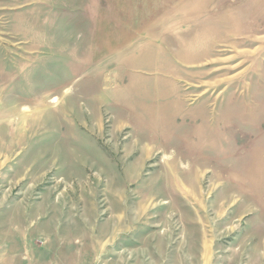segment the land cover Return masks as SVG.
<instances>
[{"label":"rangeland","instance_id":"obj_1","mask_svg":"<svg viewBox=\"0 0 264 264\" xmlns=\"http://www.w3.org/2000/svg\"><path fill=\"white\" fill-rule=\"evenodd\" d=\"M0 264H264V0H0Z\"/></svg>","mask_w":264,"mask_h":264}]
</instances>
